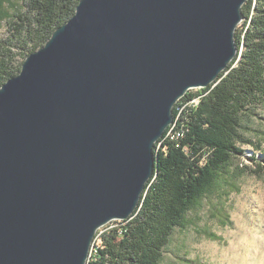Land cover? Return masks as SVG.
<instances>
[{"label": "water", "instance_id": "95a60500", "mask_svg": "<svg viewBox=\"0 0 264 264\" xmlns=\"http://www.w3.org/2000/svg\"><path fill=\"white\" fill-rule=\"evenodd\" d=\"M249 0H81L0 87V264H88L140 208L189 91L238 57Z\"/></svg>", "mask_w": 264, "mask_h": 264}, {"label": "trees", "instance_id": "16d2710c", "mask_svg": "<svg viewBox=\"0 0 264 264\" xmlns=\"http://www.w3.org/2000/svg\"><path fill=\"white\" fill-rule=\"evenodd\" d=\"M81 0H25L0 45V87L17 76L26 58L76 13ZM236 31L238 57L216 84L189 91L174 109L175 123L156 144V171L140 208L127 221L104 227L88 264H161L176 232L222 184L243 148L264 143V0H249ZM243 173V172H241ZM231 176V179H229ZM99 235V234H98Z\"/></svg>", "mask_w": 264, "mask_h": 264}, {"label": "rangeland", "instance_id": "374dc122", "mask_svg": "<svg viewBox=\"0 0 264 264\" xmlns=\"http://www.w3.org/2000/svg\"><path fill=\"white\" fill-rule=\"evenodd\" d=\"M24 4L11 0L5 6L12 17ZM10 22L0 18V45L10 36ZM243 150L231 167L234 181L222 184L191 213L188 229L175 233L161 264H264V143L260 150Z\"/></svg>", "mask_w": 264, "mask_h": 264}, {"label": "bare ground", "instance_id": "6f19581e", "mask_svg": "<svg viewBox=\"0 0 264 264\" xmlns=\"http://www.w3.org/2000/svg\"><path fill=\"white\" fill-rule=\"evenodd\" d=\"M175 123V122H174Z\"/></svg>", "mask_w": 264, "mask_h": 264}]
</instances>
